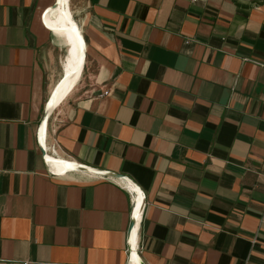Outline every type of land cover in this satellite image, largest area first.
Segmentation results:
<instances>
[{
  "label": "crops",
  "instance_id": "0c3cea01",
  "mask_svg": "<svg viewBox=\"0 0 264 264\" xmlns=\"http://www.w3.org/2000/svg\"><path fill=\"white\" fill-rule=\"evenodd\" d=\"M56 1L0 0V264H131L132 186L59 164L53 176L39 146L64 77ZM68 8L84 64L46 155L137 185L131 253L146 264H264V2Z\"/></svg>",
  "mask_w": 264,
  "mask_h": 264
},
{
  "label": "bare ground",
  "instance_id": "6f19581e",
  "mask_svg": "<svg viewBox=\"0 0 264 264\" xmlns=\"http://www.w3.org/2000/svg\"><path fill=\"white\" fill-rule=\"evenodd\" d=\"M56 3L57 4L54 5L52 12L51 31L56 35L57 42L61 46L66 47V55L62 60V71L63 75H66V77H63L62 83L53 93V97L50 101V107L48 109V118L51 116L53 111L59 106V104L66 97V95H68V93L77 84L78 80L81 77L82 68L84 64V48L81 42V32L79 28L75 25L73 21V15L68 8L69 0H57ZM45 126L46 121H44V124L42 125L41 134H43ZM48 159L52 167H54L53 164H59V166H64L62 167V169H67L65 164L60 160L58 161L50 157H48ZM55 168L58 169L59 167L55 166ZM132 189L133 191H135L137 197L134 208L135 214H138L139 212H141L139 211L140 206L142 207V203L140 202L142 201V192L138 188H134L133 186ZM134 235L135 227L134 229H132L131 232V243L133 241L132 237ZM134 250L131 255V264H142V261L139 260V258L136 256Z\"/></svg>",
  "mask_w": 264,
  "mask_h": 264
},
{
  "label": "water",
  "instance_id": "95a60500",
  "mask_svg": "<svg viewBox=\"0 0 264 264\" xmlns=\"http://www.w3.org/2000/svg\"><path fill=\"white\" fill-rule=\"evenodd\" d=\"M83 37H84V34H83ZM84 40H85V37H84ZM85 43H86V41H85ZM65 77H66V75H64V78ZM52 97H53V94L49 98L48 102H46V105H45V108H44L42 125L44 124V121H46V126H45V129L43 131V134L40 135V139H39V146H40V148L42 150V153L44 154V158H45L46 162H48V163H50V162H49V159L46 158L45 142H46L48 125H49V120H50V118H48V109L50 107V101H51ZM60 161L65 164V166L67 168V171H83V172H88V173L96 174V175L103 176V177L117 178V179H121V180L127 182L128 184H130L134 188H138L137 185L127 176H123L121 174H117V173L110 172V171H107V170H102V169L95 168V167H92V166L79 164L77 162H73V161H69V160H60ZM144 206H145V198H143V201H142V207H141V210H140L141 212L143 211ZM137 218H138V214H135L134 217L131 220V225H130V229H129V232H128V249L130 251L132 249V246H131V232H132V228L134 227V225H135V223L137 221ZM141 260H142V264H146L143 261L142 258H141Z\"/></svg>",
  "mask_w": 264,
  "mask_h": 264
},
{
  "label": "rangeland",
  "instance_id": "374dc122",
  "mask_svg": "<svg viewBox=\"0 0 264 264\" xmlns=\"http://www.w3.org/2000/svg\"><path fill=\"white\" fill-rule=\"evenodd\" d=\"M241 1H245V2H250V3H256V4H261L264 2V0H241ZM70 9L72 10L71 6ZM74 21V18H73ZM75 23V21H74ZM57 44L59 45V51L57 54L58 57V67L55 73H57V80L61 77V73H63L62 71V60L64 58V56L66 55V47L61 46L58 42ZM61 79V78H60ZM60 81V80H59Z\"/></svg>",
  "mask_w": 264,
  "mask_h": 264
},
{
  "label": "built area",
  "instance_id": "2783aa9c",
  "mask_svg": "<svg viewBox=\"0 0 264 264\" xmlns=\"http://www.w3.org/2000/svg\"><path fill=\"white\" fill-rule=\"evenodd\" d=\"M195 1V0H194ZM186 43H188V42H186ZM102 95H105V96H107V95H109V92H104V94H102ZM101 95V96H102ZM46 158H48V156L46 155ZM49 166H50V168H49V171H50V174L51 175H53V176H55V172H53L54 170H53V168H52V166H51V164H49ZM51 169V170H50ZM132 218L134 217V215H135V208H133V212H132ZM262 223H264V221H262ZM138 251H139V248H138ZM128 253H129V258H130V260H131V255H132V253H131V251L128 249ZM24 264H29L28 262H26V263H24Z\"/></svg>",
  "mask_w": 264,
  "mask_h": 264
}]
</instances>
